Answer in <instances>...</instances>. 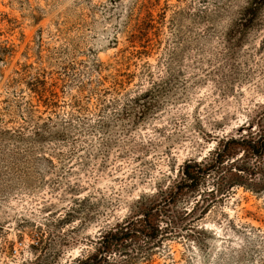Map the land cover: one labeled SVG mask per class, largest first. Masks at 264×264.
<instances>
[{
    "label": "rangeland",
    "instance_id": "obj_1",
    "mask_svg": "<svg viewBox=\"0 0 264 264\" xmlns=\"http://www.w3.org/2000/svg\"><path fill=\"white\" fill-rule=\"evenodd\" d=\"M261 135L264 0H0V264L83 260L228 140L259 184L207 178L137 264H264Z\"/></svg>",
    "mask_w": 264,
    "mask_h": 264
},
{
    "label": "trees",
    "instance_id": "obj_2",
    "mask_svg": "<svg viewBox=\"0 0 264 264\" xmlns=\"http://www.w3.org/2000/svg\"><path fill=\"white\" fill-rule=\"evenodd\" d=\"M41 98L44 95H40ZM241 144L235 140H228L221 144L220 148L210 158L207 157L199 163H187L181 173V178L167 191H160L157 196H143L135 204L130 214L122 221L101 234L96 242V250L92 255L74 260L71 264H137L139 257L144 256L147 250L155 247L170 230L178 228L177 218L170 214V208L179 199L194 197L200 192L201 184H205L207 178H213V187L208 194H226L242 179L241 174L249 173L250 182L259 184L255 180V169H247L239 166L237 161L230 165L225 162L235 153L234 145ZM251 150V158L262 161L264 158V135L258 140L247 143ZM260 163V162H259ZM264 170V169H263ZM236 172V173H233ZM242 184V183H239ZM86 199H83V203ZM200 200L189 211L184 210L185 220L195 216L200 208ZM210 205L203 207L201 214H205ZM165 224V227H163ZM42 242L37 245L40 247ZM127 255L126 261H119L118 256ZM135 255V256H132Z\"/></svg>",
    "mask_w": 264,
    "mask_h": 264
}]
</instances>
